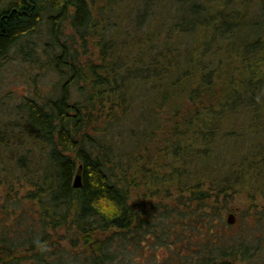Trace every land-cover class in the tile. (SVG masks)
<instances>
[{"label":"trees","instance_id":"trees-1","mask_svg":"<svg viewBox=\"0 0 264 264\" xmlns=\"http://www.w3.org/2000/svg\"><path fill=\"white\" fill-rule=\"evenodd\" d=\"M13 58L28 80L0 108V264H264L258 205L225 216L264 169V0H0ZM127 131L146 142L115 147Z\"/></svg>","mask_w":264,"mask_h":264},{"label":"rangeland","instance_id":"rangeland-1","mask_svg":"<svg viewBox=\"0 0 264 264\" xmlns=\"http://www.w3.org/2000/svg\"><path fill=\"white\" fill-rule=\"evenodd\" d=\"M121 28V27H120ZM114 30V29H113ZM67 32H71V29L68 28ZM118 32H114L113 34L116 36ZM113 35V36H114ZM112 36V37H113ZM115 36L113 38H115ZM99 49L96 45L93 44V42L89 43L88 45V54H90L91 57L96 58V54L98 53ZM134 51L137 52V48H134ZM134 52V53H135ZM12 56H14V53L12 54ZM14 58L11 60L10 63H5L4 66L1 64L0 65V108H4V107H8L9 109H11L12 107H14V89L17 91H23L24 87H25V83H27L28 78H26L24 76V72L21 71V68H18L19 71H14ZM17 69V67L15 68ZM217 87L220 86V81H218L217 83ZM164 109H166L165 107L161 109H159V116H160V127L158 128V130H156L157 132V136L156 139L154 138V140L148 144L151 150L157 151L156 148V140H158V138H160L161 140L165 137V135L162 131V129H165V131L167 132V128L169 127V121H166V116L167 114L164 113ZM133 116L130 117V119L132 120ZM245 120H247L245 118ZM264 121V120H263ZM257 124V122H256ZM102 125V124H101ZM131 123H123L122 126V130H127L130 127ZM263 122H259V128L260 126L262 127ZM258 126V124H257ZM145 128V127H144ZM162 128V129H161ZM162 130V131H161ZM259 131V130H258ZM261 132H263L264 134V130H262ZM141 134V133H140ZM140 134L138 136H140ZM258 137H263L261 143L264 142V135L257 134V138ZM138 137L136 136H132L130 135L129 131L125 132L122 134V136L120 137V139L118 140V142L115 144L117 148H120L122 150L125 149L128 151H131L133 149H135V144L137 145V147L139 146L140 142L145 143L147 138L145 137ZM136 142V143H135ZM237 142L239 143L240 140H237ZM237 142L235 144H237ZM161 144V143H160ZM136 147V148H137ZM160 147H162L160 145ZM116 148V149H117ZM159 148V147H158ZM264 150V149H263ZM257 155V159L259 158H264V151H256L255 153ZM256 158V157H255ZM256 176L255 178H253V182L255 184V186H253V182L251 181V184L248 182L246 183L244 180L243 183L238 184L237 186H235V190L234 193L232 195V199L229 200V204L226 206L228 207L227 209H229L228 211H226L225 216L227 218L228 213L232 212L234 217H235V221H236V217H237V212L240 209H246L251 203H256L258 205V207L261 209L260 211L262 213H264V169H256ZM142 190H135V188L132 189V195L130 198L131 202H134L133 200H135L138 203H144V204H148L149 205V200H153V201H158L159 198L158 196L155 195H151V191H153V189L151 190H146L144 188H141ZM146 192L148 195H145L146 197L142 198V194ZM160 196H162L161 193H158ZM232 194V193H231ZM151 195V197H150ZM171 202L172 200L168 199L167 202ZM166 203V201H164ZM236 226L235 229H237ZM64 232V228L59 230V235H61ZM60 245H62L65 248H69V243L67 242L66 239H62L59 240ZM83 247L80 246L79 249H82ZM161 255H163V252L160 253ZM144 255V254H143ZM141 258L144 259V261L148 264H153L151 263V260L148 259V255L146 257L142 256Z\"/></svg>","mask_w":264,"mask_h":264},{"label":"clouds","instance_id":"clouds-1","mask_svg":"<svg viewBox=\"0 0 264 264\" xmlns=\"http://www.w3.org/2000/svg\"><path fill=\"white\" fill-rule=\"evenodd\" d=\"M95 206L104 214L112 216L118 213L117 204L107 195H101L96 201Z\"/></svg>","mask_w":264,"mask_h":264},{"label":"water","instance_id":"water-1","mask_svg":"<svg viewBox=\"0 0 264 264\" xmlns=\"http://www.w3.org/2000/svg\"><path fill=\"white\" fill-rule=\"evenodd\" d=\"M73 185L76 186V187L80 185V176H79V174L75 175ZM226 220H227L228 223H234L235 222V217H234L232 212L228 213V216H227Z\"/></svg>","mask_w":264,"mask_h":264}]
</instances>
